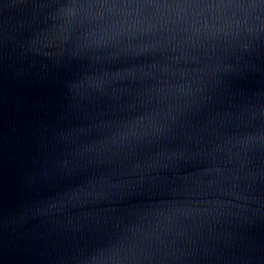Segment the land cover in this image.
Wrapping results in <instances>:
<instances>
[{"label":"water","instance_id":"95a60500","mask_svg":"<svg viewBox=\"0 0 264 264\" xmlns=\"http://www.w3.org/2000/svg\"><path fill=\"white\" fill-rule=\"evenodd\" d=\"M0 264H264V179L123 151L0 105Z\"/></svg>","mask_w":264,"mask_h":264}]
</instances>
